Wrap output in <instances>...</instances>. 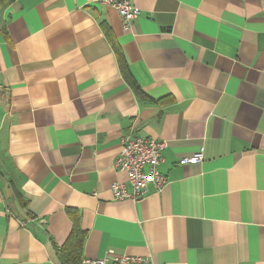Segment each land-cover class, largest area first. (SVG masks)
I'll return each instance as SVG.
<instances>
[{
	"label": "crops",
	"instance_id": "crops-1",
	"mask_svg": "<svg viewBox=\"0 0 264 264\" xmlns=\"http://www.w3.org/2000/svg\"><path fill=\"white\" fill-rule=\"evenodd\" d=\"M132 1L126 30L92 0H0V264H63L76 228L81 264H264V0ZM130 131L167 142L168 182L116 200Z\"/></svg>",
	"mask_w": 264,
	"mask_h": 264
},
{
	"label": "built area",
	"instance_id": "built-area-1",
	"mask_svg": "<svg viewBox=\"0 0 264 264\" xmlns=\"http://www.w3.org/2000/svg\"><path fill=\"white\" fill-rule=\"evenodd\" d=\"M93 3L108 5L116 9L123 18L124 29H130L132 22L141 14V9L132 0H92ZM167 142L134 134L132 131L121 137V150L115 160V167L128 175L131 190L123 182L116 181L111 185L113 197L116 200H137L146 194L150 185L162 189L168 182L160 166L164 160L163 153ZM203 153L180 159L181 164L200 162ZM83 264H159L150 255L138 256L118 254L114 250L101 259L86 258Z\"/></svg>",
	"mask_w": 264,
	"mask_h": 264
},
{
	"label": "trees",
	"instance_id": "trees-1",
	"mask_svg": "<svg viewBox=\"0 0 264 264\" xmlns=\"http://www.w3.org/2000/svg\"><path fill=\"white\" fill-rule=\"evenodd\" d=\"M13 1V0H7ZM109 31V29H106ZM110 32V31H109ZM111 34V33H110ZM112 35V34H111ZM114 50L116 52L120 69L124 77L134 87L137 94L143 98H147V95L142 91L140 86L136 83V80L132 76L129 70V63L125 56L122 47L115 41L113 37H110ZM85 232L81 229H74L67 241L62 246L56 247V252L60 261L63 264H81L83 249H84Z\"/></svg>",
	"mask_w": 264,
	"mask_h": 264
}]
</instances>
